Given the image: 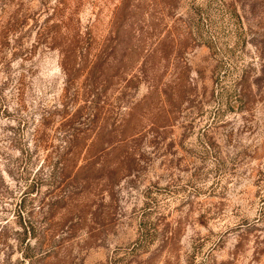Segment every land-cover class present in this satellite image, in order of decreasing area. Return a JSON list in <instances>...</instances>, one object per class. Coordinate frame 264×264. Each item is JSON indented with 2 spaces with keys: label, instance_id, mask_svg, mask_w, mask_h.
<instances>
[{
  "label": "rangeland",
  "instance_id": "1",
  "mask_svg": "<svg viewBox=\"0 0 264 264\" xmlns=\"http://www.w3.org/2000/svg\"><path fill=\"white\" fill-rule=\"evenodd\" d=\"M0 264H264V0H0Z\"/></svg>",
  "mask_w": 264,
  "mask_h": 264
}]
</instances>
